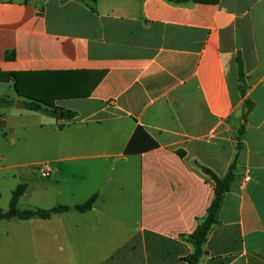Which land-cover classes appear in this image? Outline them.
I'll list each match as a JSON object with an SVG mask.
<instances>
[{
    "label": "crops",
    "instance_id": "1",
    "mask_svg": "<svg viewBox=\"0 0 264 264\" xmlns=\"http://www.w3.org/2000/svg\"><path fill=\"white\" fill-rule=\"evenodd\" d=\"M11 72L42 94L83 96L56 100L55 118L0 83L15 93L0 130L15 139L25 118L42 130L24 197L38 177L52 207L98 199L0 234V264H188L215 197L202 167L235 180L199 264H264V0H0V73ZM138 129L157 147L126 154Z\"/></svg>",
    "mask_w": 264,
    "mask_h": 264
},
{
    "label": "trees",
    "instance_id": "2",
    "mask_svg": "<svg viewBox=\"0 0 264 264\" xmlns=\"http://www.w3.org/2000/svg\"><path fill=\"white\" fill-rule=\"evenodd\" d=\"M169 3L180 5L186 4L189 0H166ZM195 3H217L218 0H193ZM10 57V56H9ZM239 70H240V81L244 83V71L242 66V61L240 57L238 58ZM38 76L40 74H34ZM35 77V76H34ZM28 74L23 73H0V83L1 82H14L15 92L19 97L25 98V109L31 112L36 113H47L55 118H59V110L55 107V101L58 99H67L73 97H83L80 94L74 93H49L42 94L38 91L37 88L27 86L29 83ZM51 91V90H50ZM55 91V89H52ZM242 95H245V91L242 90ZM46 97H50L49 100H46ZM14 100H8L4 98L0 99V106L2 104H12ZM244 111L243 117L246 119L254 108V104L250 100H245L244 102ZM2 128L0 123V129ZM245 126L243 125L240 130V139L244 134ZM157 147V144L147 135L142 129L136 131L135 136L132 138L128 144L125 152L126 154H138L149 149ZM179 155L184 157L182 152H179ZM202 170L205 174L211 177L215 183V197L214 200L207 211V215L199 222V225L196 231L187 238V241L190 242L193 246V253L186 258L188 264H199L201 258L206 254L204 248L208 236L213 229V227L218 223V214L222 205L224 195L230 191L232 184L235 180V174L231 171L228 175L221 178L216 175L211 170L202 167ZM27 190L26 184L19 185L12 193V198L10 201L9 209L4 210L0 207V221H9V220H20V221H30V220H50L53 216L76 212V213H87L91 211L98 199V195L95 194L90 197L87 201L77 204L74 206L66 205H56L49 209L42 208H33V209H21L19 207V201L23 197Z\"/></svg>",
    "mask_w": 264,
    "mask_h": 264
},
{
    "label": "rangeland",
    "instance_id": "3",
    "mask_svg": "<svg viewBox=\"0 0 264 264\" xmlns=\"http://www.w3.org/2000/svg\"><path fill=\"white\" fill-rule=\"evenodd\" d=\"M2 93L7 94V99L14 97L13 85L0 84V95ZM16 124L15 139H12V135L7 130H0V207L4 210L9 209L13 191L19 185L26 184L28 181L23 174V170L27 168L26 164L39 162L45 156L44 150L40 147V133L42 130L39 127L38 120L25 118L20 123L16 122ZM24 137L28 138L27 141ZM42 178L45 177L42 176ZM43 180L46 179L37 177L35 182H30L34 189H30L26 196L24 197V194L20 199L19 207L21 209H49L52 207L50 206L52 205L51 202L40 197L39 186ZM24 228L38 231V222L0 221V234L2 237L4 232L14 230L23 232Z\"/></svg>",
    "mask_w": 264,
    "mask_h": 264
},
{
    "label": "built area",
    "instance_id": "4",
    "mask_svg": "<svg viewBox=\"0 0 264 264\" xmlns=\"http://www.w3.org/2000/svg\"><path fill=\"white\" fill-rule=\"evenodd\" d=\"M40 173H41V175H42L43 177H45V178H48V177H50V175H51V171H50L49 168L46 167V165H44V166H40ZM246 179L249 180L248 177H247Z\"/></svg>",
    "mask_w": 264,
    "mask_h": 264
},
{
    "label": "water",
    "instance_id": "5",
    "mask_svg": "<svg viewBox=\"0 0 264 264\" xmlns=\"http://www.w3.org/2000/svg\"><path fill=\"white\" fill-rule=\"evenodd\" d=\"M9 100H11V98H9ZM20 105H21L22 107H25V103H24V102H20Z\"/></svg>",
    "mask_w": 264,
    "mask_h": 264
}]
</instances>
